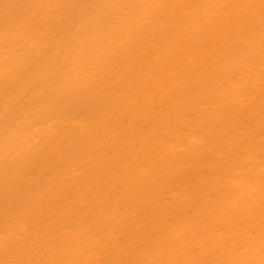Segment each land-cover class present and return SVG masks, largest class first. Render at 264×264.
<instances>
[{"label": "bare ground", "instance_id": "6f19581e", "mask_svg": "<svg viewBox=\"0 0 264 264\" xmlns=\"http://www.w3.org/2000/svg\"><path fill=\"white\" fill-rule=\"evenodd\" d=\"M8 1L0 0V15L6 17L0 22V186L11 183L12 188L5 194H13L20 188L19 181L33 168L50 163L51 154L60 157L54 162V172L41 173L36 183L21 192L22 201L0 206V214L5 213L0 219V264H96L111 244L115 246L112 256L102 264H123L120 257L128 241L140 237L142 231L123 239L114 238L139 210L140 201L149 199H156L158 206L146 217L152 225H160L162 231L144 244L140 257L131 264H264V208H257L264 202V159L232 173L231 158L238 155L244 161L253 159L255 145L246 142L236 149L229 132L239 120L243 105L257 95V85L264 74V9L260 11V20L233 35L232 43H243L244 47L210 48L203 40L192 43L189 38H202L204 33L214 37L219 29L217 14L226 10L229 2L218 6V0H193L186 6L184 0H177L181 2L180 10L188 7L198 16L182 22L185 30L175 37L176 47L166 54L167 65L162 69L138 65L131 70L122 64L135 53L120 57L116 52L132 45L144 53L155 46L152 32L155 34L157 28L166 25L172 10L164 11L165 7L176 0H86V17L78 18L75 29L64 25L66 28L58 33L53 44L48 33L53 25L56 27L51 22L58 19L51 18L68 0H30L23 9L6 11ZM144 20L146 25L141 24ZM134 28H140L138 34ZM131 29L135 30L136 39L131 37ZM14 49L18 52L13 53ZM108 65L114 69L112 75L105 74L106 81L115 83L114 79L120 77L124 82L141 79L149 84L134 94L132 86L119 84L118 80L115 102L125 97L131 102L130 109L113 115L109 121L92 118L94 130L90 129L86 139V151L67 156V147H73L69 145L71 137L76 135L69 133L72 134L73 127L67 132L63 126L65 131L53 138L61 131L55 130L53 137H47L46 126L58 118L69 124L77 122L79 115L69 113L63 99L80 87L86 89L89 85L92 90L91 80L110 71ZM208 76L219 77L216 83L208 85ZM202 85L206 86V93L190 98L193 90ZM158 89L164 91L157 94ZM25 90L30 92L29 106L14 118ZM156 97L163 110L179 113L209 104L220 114L214 121L201 125L198 132L191 129L175 140L156 133L142 141L158 130L150 126L134 135L117 137L120 121ZM258 111L264 114V103ZM177 121L165 119L161 126ZM82 129L83 126L79 130ZM117 141L121 143L119 147H109ZM136 144L140 151L135 153L132 148ZM212 150L224 156L220 169L201 177L199 167L208 161L207 152ZM105 151L107 158L98 162L93 172L76 179ZM30 153L31 164L26 162ZM181 158L190 167L188 174L177 169ZM168 170L172 171L165 173ZM160 175L161 187L155 185ZM182 179L186 183L176 185ZM70 181L83 183L89 191H102L97 206L76 209L71 202L61 199L60 185ZM199 181L206 186L190 202L182 199ZM137 183L144 185L139 198L128 192ZM164 194L177 199V214L157 223L166 208L161 200ZM50 204L64 209V215L56 217L54 224H31V216L43 213ZM194 205L204 215L202 218L187 215V209ZM253 218L257 219V233L249 237ZM217 231L221 236H214ZM238 246L242 248L241 254Z\"/></svg>", "mask_w": 264, "mask_h": 264}, {"label": "rangeland", "instance_id": "374dc122", "mask_svg": "<svg viewBox=\"0 0 264 264\" xmlns=\"http://www.w3.org/2000/svg\"><path fill=\"white\" fill-rule=\"evenodd\" d=\"M30 0H9L8 3H6L5 10L6 11H16L23 9L24 5L28 3ZM93 3H95V0H91ZM218 6H221L224 1L229 2L226 10L220 12L218 15L219 22L217 24L219 25V29L217 31V34L214 37L208 36L206 33H204L202 38H198L197 36L191 35L190 41L192 43H196L199 40H203L206 42V46H209L210 48H214L218 45H224L226 48L231 47H237L242 48L245 45L243 43H232V37L233 35L241 32L242 30L246 29L247 27L253 25L255 22L260 20V11L264 9V1L262 0H218ZM193 0H184L183 3H185L186 6H189ZM181 2L179 1H172L170 2L165 8L164 11H170L172 10V14L168 17L166 25L164 27L155 26L156 28L159 27L160 29L155 30L152 32L153 41L156 42L155 46H152L148 49H146V52L142 53L139 51H136L135 47L131 46H123L120 47L119 51L116 52L117 56L123 57L126 56L127 53L133 52L135 53L134 57L131 59L128 58L124 60L122 67L128 68L133 70L138 65H143L147 69L151 68H157L162 69L165 68L167 65V57L166 54L170 51H172L176 47V41L175 37H178L182 31L185 30V27L182 25V22L184 21H191L195 20L198 16L196 11L188 10H180ZM89 6V5H88ZM88 6H86V0H68L64 3H62L61 7H59V10L56 12V14L51 18L54 19L57 18L58 20H51V24L53 23L56 25V27L53 25L51 29L49 30L50 34L49 40L51 44H53L57 38H59V34H61L62 30L66 28L64 25H70L72 28L78 27V18L86 17L88 14ZM87 12V13H86ZM64 16L62 17V14ZM60 14V15H59ZM57 16H60L59 18ZM5 15H0V22L5 21ZM58 22V23H57ZM147 21H143L141 24L143 25ZM60 24V25H59ZM147 24V23H146ZM144 24V25H146ZM140 26V24H139ZM54 27V28H53ZM63 27H65L63 29ZM56 29H59L58 32H56ZM137 34L140 31V28L136 29ZM131 29L130 35L133 39H136L137 36L135 34V30ZM52 30V31H51ZM153 30V31H154ZM55 31V32H53ZM53 33V35H51ZM134 35H133V34ZM154 34V35H153ZM58 35V37H56ZM135 37V38H134ZM135 46V42H133ZM20 50V49H19ZM18 50L14 49L13 53H17ZM126 53V54H125ZM122 54V55H120ZM131 54V53H129ZM145 54V58H144ZM130 59V60H129ZM127 63V64H126ZM130 68H129V67ZM111 68V69H109ZM114 69L112 66L108 65V70L106 73L102 75H98L94 77L91 80V86L94 84L96 86V89L93 85V89L91 90L88 86L86 89H81L83 87H80L79 91L69 94L65 96L63 99V103L68 108L69 113L79 115V120L77 122H72L69 124L68 122L61 121V119H54L51 122H49V126L46 129L48 131V134L50 136H54L59 130L61 132H58L56 136L53 138H58L60 134H62L65 130L69 132V128L71 132L70 135L73 134L74 137H71L70 144H72L71 149H66L67 156H73L76 154H82L86 151L87 148V141L86 139L90 135V129L94 130V127L91 126V119L92 118H99L102 121H109L110 118L113 115L121 114L126 112L130 109V103L127 98L121 97L115 102L116 99V92L115 90V83L119 84L122 82L126 86H132V91L134 94H137L140 90H142L144 87H146L149 82L146 80L137 79L133 82L125 81L123 78L119 79L115 78L114 82L106 81V76L112 75ZM112 70V72H111ZM111 72V73H110ZM220 76V75H219ZM219 76H208L207 77V84H214L217 82ZM103 78V79H102ZM99 79V80H98ZM105 79V80H104ZM121 79L123 81H121ZM104 80V82H103ZM96 82V83H94ZM88 83V84H90ZM84 87V88H85ZM92 88V87H91ZM90 89V90H88ZM95 91V92H93ZM164 91V89H158L157 94H160ZM206 86L202 85L197 87L193 90L190 98H195L197 96H202L206 93ZM257 95L252 96L251 100L243 105L242 113L239 117V120L237 121L236 125L229 129V132L231 133L232 140L234 142V145L236 149H238L242 144H245L246 142H252L255 145V150L252 151V158L251 160L244 161L242 158L238 155L233 156L231 158L230 163L232 164V173L236 174L241 171L243 168H249L252 166L256 161L264 159V114H261L258 110L264 103V74L261 76V82L257 85ZM15 92H13L14 94ZM29 98H30V92L28 90H25L23 93V96L19 102L18 107L14 110V118H18L21 116V114L28 108L29 106ZM159 99L156 97L149 105L144 106L142 108L136 109V111L132 112L128 117L124 118L120 121L118 130H117V137H123V136H131L134 135L136 132L140 131L141 129L145 127H154L157 128L153 134H147L144 136L142 141H146L150 139V137L154 134H162L168 137H171L173 140L177 136H184L189 130L194 129L195 131H199L198 128L209 122L214 121L217 117H219V111L212 107V105H206L204 107H197L190 110H185L182 112H172L161 109V106L159 104ZM114 104V105H113ZM66 109V108H65ZM64 109V110H65ZM67 111V110H66ZM61 113V112H60ZM169 118H177L178 121L174 124L168 125V126H161V122L165 119ZM87 122V123H86ZM89 122V123H88ZM68 123V124H65ZM85 123V126H84ZM67 125L69 127H67ZM72 125V126H70ZM88 125V127H87ZM59 126V127H58ZM65 130H63V127ZM80 126V127H79ZM83 128L81 131L80 128ZM90 126V127H89ZM67 127V128H66ZM73 127V129H72ZM93 127V128H92ZM50 128V129H49ZM68 129V130H67ZM72 129V130H71ZM76 129V131H74ZM78 129V130H77ZM55 130L57 131L55 133ZM54 131V132H53ZM83 131V132H82ZM75 132V133H74ZM54 133V134H52ZM79 133V134H78ZM82 134V135H81ZM81 135V136H80ZM80 136L79 140H76ZM73 138V139H72ZM75 138V140H74ZM74 140V141H73ZM77 142V144L73 143ZM75 144V145H74ZM109 147H119L121 145L120 142H111L108 144ZM235 149V150H236ZM71 151V153H69ZM133 152H139V145L136 144L132 148ZM208 155V161L201 164L199 167V173L201 177H204L205 174L211 170H218L220 169V163L223 160V154L220 151L212 150L207 152ZM34 156H36L34 154ZM60 157L57 153L51 154L49 159L50 163L44 165V166H37L33 168V170L25 175L20 181V188L16 191H14L13 194L6 195V190L12 188L11 183H7L4 186H0V206H13L17 204L18 202L22 201L20 198L21 192L32 186L36 181L38 180V176L43 172H54L57 168V164L54 163L55 160ZM36 158V157H35ZM34 158V160H35ZM107 158V152H103L99 154L95 160L90 165H87L83 170L77 174L76 179H79L85 175L90 174L94 171L96 164L103 159ZM28 159V160H27ZM33 155L32 153L29 154L26 158V162L31 164L33 161ZM32 161V162H31ZM238 164V165H237ZM180 172L188 174L190 167L189 165L184 161V159H180V165L177 168ZM172 170H168L165 173H168ZM264 177V174H262ZM163 176H158L155 180V185L161 187L162 184V178ZM186 179L180 180L176 185H182L185 182ZM206 186V183L203 181H199L195 183L191 188H189L188 191L182 196V199H185L186 202H190L192 198L195 197L196 193L203 189ZM144 191V185L142 183H137L134 186H132L129 189L130 195H135L137 198L143 193ZM264 196V191L263 194ZM58 196L66 201L71 202V205L76 209H87L91 206H97L98 199L102 196V191H89L86 190V187L83 183H80L78 181H70L66 182L60 185ZM32 197V195H30ZM27 199V198H26ZM25 200V199H24ZM163 202L162 204L165 205V211L162 213L160 217V221L157 223H160L164 220L172 219L177 214V208L175 206L176 198L170 194H164L161 199ZM210 202L213 201V195L209 197ZM26 201V200H25ZM139 201V199H138ZM140 208L135 214L132 216L131 220L127 223V225L122 228L117 234L114 240L123 239L126 235H132L135 232H141L142 234L137 239H130L128 242L127 248L124 250L123 254L121 255V262L123 264H131V262L135 261L137 258L141 255V249L143 248L144 244L148 242L151 238L157 236L161 231L162 227L160 225H152L151 221L146 217V214L153 209L154 207L158 206V202L156 199H149L148 201H140L139 204ZM259 210L264 208V202L259 204L257 206ZM64 209L62 208H56L53 205H48L47 208L44 210L43 213L37 212L34 213L30 219V223L37 224L40 221H46L50 224H54L55 218L64 215ZM187 215L195 219L197 217H201L204 215H200L198 212L197 206H191L187 209ZM5 216V213L0 214V219ZM202 218V217H201ZM253 228L251 231V234H249V237L256 236L257 228L254 227L257 223V219L253 218ZM257 226V225H256ZM221 232L217 231L215 232L214 236H221ZM238 252L239 254L242 253L241 246H238ZM115 249V246L111 244L105 249V253L101 257L100 260L96 264H102L105 262L106 257L109 258L112 256L113 250Z\"/></svg>", "mask_w": 264, "mask_h": 264}]
</instances>
